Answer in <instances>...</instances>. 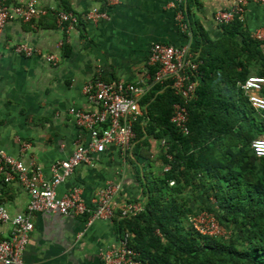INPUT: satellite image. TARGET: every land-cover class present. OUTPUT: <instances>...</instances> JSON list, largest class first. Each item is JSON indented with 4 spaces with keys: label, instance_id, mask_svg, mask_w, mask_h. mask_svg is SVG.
Returning a JSON list of instances; mask_svg holds the SVG:
<instances>
[{
    "label": "crops",
    "instance_id": "1",
    "mask_svg": "<svg viewBox=\"0 0 264 264\" xmlns=\"http://www.w3.org/2000/svg\"><path fill=\"white\" fill-rule=\"evenodd\" d=\"M173 3L174 0H120L106 7L104 0H38V5L49 11L46 15L29 22L9 21L0 34V150L26 165L33 162L49 179L52 164L68 159L78 145L90 139L88 131L79 128L69 113L72 108L100 111L99 103L83 95L84 84L97 77L124 85L151 83L150 68L146 66L151 44L181 46L186 42L187 35L180 31L175 19L179 12L191 39L194 34L201 41L222 38V27L212 18L216 11L231 7L233 0ZM92 8L108 11L109 19L95 24L86 21L85 15ZM51 11L72 13L78 25L66 33L58 27ZM241 19L248 35L264 28V4H248ZM62 40L66 43L58 49L57 43ZM18 44L36 48L41 54L26 57L16 53ZM261 44L264 52V43ZM45 54L56 56L57 63L52 65ZM21 142L30 145L24 153L20 152ZM133 146L125 151L111 146L93 154L90 164L79 165L56 188L57 196L76 188L81 200L89 204L97 190L111 183L120 186L115 196L119 207L132 200L143 205L135 174L140 167L132 157ZM28 199L18 183L0 181V204L10 215L24 213ZM89 218L34 214L23 262L101 264L100 253L115 245L122 235L115 226L118 213L111 221L88 223ZM9 231V225H0V236H7Z\"/></svg>",
    "mask_w": 264,
    "mask_h": 264
},
{
    "label": "trees",
    "instance_id": "2",
    "mask_svg": "<svg viewBox=\"0 0 264 264\" xmlns=\"http://www.w3.org/2000/svg\"><path fill=\"white\" fill-rule=\"evenodd\" d=\"M221 27L218 41L192 36L201 63L187 135L170 121L179 97L169 87L154 84L140 101L132 157L143 211L115 226L146 264H264V158L251 149L264 136V112L239 88L249 76L264 79V52L239 19ZM200 212L212 213L227 237L194 231L189 218Z\"/></svg>",
    "mask_w": 264,
    "mask_h": 264
},
{
    "label": "built area",
    "instance_id": "3",
    "mask_svg": "<svg viewBox=\"0 0 264 264\" xmlns=\"http://www.w3.org/2000/svg\"><path fill=\"white\" fill-rule=\"evenodd\" d=\"M120 0H104L106 7L117 5ZM181 0H174L173 5ZM250 3L264 4V0H233L231 7L214 13L215 23L222 26L229 24L234 18L242 21L245 8ZM49 11L38 5V0H0V34L9 21L29 22L46 15ZM58 27L66 33L78 25V18L66 11H51ZM179 12L176 20L180 31L186 33V42L181 46L162 43H152L148 50L146 66L155 70L153 81H139L136 84H121L106 82L99 77L88 81L82 87L83 95L91 102L100 105L98 112H84L81 109H70L75 124L89 133V141L76 147L71 157L55 162L50 167V178L45 179L41 169L33 162L24 164L21 159L13 158L0 150V181L4 184L18 183L28 194V204L24 213L10 215L6 207L0 204V225H9V234L0 236V264H25L22 256L33 231L32 217L36 213H58L63 216H90L92 220L111 221L118 213V218L135 217L143 211V205L137 201H129L118 206L115 196L120 191L118 184L108 183L103 189L97 190L89 204L81 200L78 189L73 188L58 197L56 188L71 177L81 164H90L92 155L103 153L111 146L128 150L134 145L136 133L134 125L141 115L140 101L143 95L153 86L159 84L169 87L179 102L173 105L171 123L183 134H188L187 104L192 101L199 85V65L192 55L191 33L188 25L182 20ZM109 13L98 8L90 9L85 20L91 23L106 21ZM251 39L264 43V28L250 32ZM66 43H57L60 49ZM14 51L26 57L41 54V52L26 44H18ZM45 59L52 65L57 63L53 54H45ZM264 79L260 76H249L239 88L251 108L264 112V98L261 91ZM162 146L164 141L160 143ZM30 148L28 142L20 143V152ZM251 149L256 157L264 158V137L252 141ZM173 185V182L169 183ZM197 214L189 218V224L194 231L203 236L227 237L229 232L222 233L214 215ZM211 215V216H209ZM131 235L124 231L117 243L100 253L101 264H146L139 259L138 253L130 245Z\"/></svg>",
    "mask_w": 264,
    "mask_h": 264
},
{
    "label": "rangeland",
    "instance_id": "4",
    "mask_svg": "<svg viewBox=\"0 0 264 264\" xmlns=\"http://www.w3.org/2000/svg\"><path fill=\"white\" fill-rule=\"evenodd\" d=\"M264 137V136H263ZM153 150H155L154 151V154H156L157 153V149H153ZM157 157V156H156ZM212 201V200H211ZM203 213H207V214H204V215H208V214H211V215H213L212 213H208V212H200L199 214H203ZM211 215H209V216H211ZM215 217V216H214ZM219 224V223H218ZM219 229L222 231V233H228L229 232V230L227 229V228H224V227H222L220 224H219Z\"/></svg>",
    "mask_w": 264,
    "mask_h": 264
}]
</instances>
